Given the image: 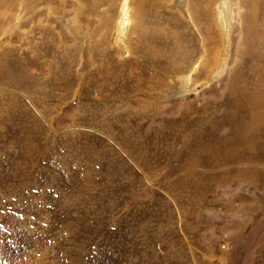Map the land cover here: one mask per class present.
Masks as SVG:
<instances>
[{"label": "rangeland", "instance_id": "1", "mask_svg": "<svg viewBox=\"0 0 264 264\" xmlns=\"http://www.w3.org/2000/svg\"><path fill=\"white\" fill-rule=\"evenodd\" d=\"M222 1L0 0V264H264V0Z\"/></svg>", "mask_w": 264, "mask_h": 264}, {"label": "bare ground", "instance_id": "2", "mask_svg": "<svg viewBox=\"0 0 264 264\" xmlns=\"http://www.w3.org/2000/svg\"><path fill=\"white\" fill-rule=\"evenodd\" d=\"M129 3L130 0H125L124 6L122 8V18L119 21L118 25V38L123 39L125 38L126 34L129 32L128 29H130V18H129ZM220 8V13L223 18L224 24L227 25V33L230 34L231 32V14H230V5L228 0H223L219 6ZM118 24V23H117ZM226 30V28H225ZM226 62V60H225ZM226 65V64H225ZM186 80L188 81L191 77H185ZM185 93V92H183Z\"/></svg>", "mask_w": 264, "mask_h": 264}]
</instances>
